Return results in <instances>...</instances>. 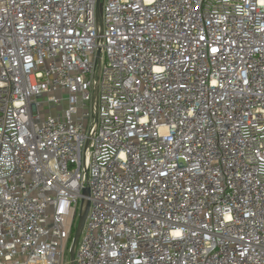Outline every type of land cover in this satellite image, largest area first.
Segmentation results:
<instances>
[{"label": "built area", "instance_id": "1", "mask_svg": "<svg viewBox=\"0 0 264 264\" xmlns=\"http://www.w3.org/2000/svg\"><path fill=\"white\" fill-rule=\"evenodd\" d=\"M100 2L0 0V264H264V0Z\"/></svg>", "mask_w": 264, "mask_h": 264}, {"label": "water", "instance_id": "2", "mask_svg": "<svg viewBox=\"0 0 264 264\" xmlns=\"http://www.w3.org/2000/svg\"><path fill=\"white\" fill-rule=\"evenodd\" d=\"M100 7H101V2L100 0H96V10H95V17L97 19V21L100 19ZM98 75V73H97ZM95 89V93H96V89L97 87H94ZM88 194V189L85 188L82 191V195H87ZM88 208H89V203L87 202L85 204V208L83 210V212L79 215L78 220H77V224L75 227V231L73 233V237L71 239V243L69 246V250H68V258H69V264H74V253H75V247L77 245L78 239L80 237L81 231L83 229L84 226V222L87 216V212H88Z\"/></svg>", "mask_w": 264, "mask_h": 264}, {"label": "rangeland", "instance_id": "3", "mask_svg": "<svg viewBox=\"0 0 264 264\" xmlns=\"http://www.w3.org/2000/svg\"><path fill=\"white\" fill-rule=\"evenodd\" d=\"M77 224V223H76Z\"/></svg>", "mask_w": 264, "mask_h": 264}]
</instances>
